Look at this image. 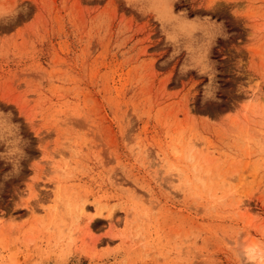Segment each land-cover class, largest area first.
I'll return each mask as SVG.
<instances>
[{
  "label": "rangeland",
  "instance_id": "obj_1",
  "mask_svg": "<svg viewBox=\"0 0 264 264\" xmlns=\"http://www.w3.org/2000/svg\"><path fill=\"white\" fill-rule=\"evenodd\" d=\"M0 264H264V0H0Z\"/></svg>",
  "mask_w": 264,
  "mask_h": 264
},
{
  "label": "bare ground",
  "instance_id": "obj_2",
  "mask_svg": "<svg viewBox=\"0 0 264 264\" xmlns=\"http://www.w3.org/2000/svg\"><path fill=\"white\" fill-rule=\"evenodd\" d=\"M82 210H83V209H82ZM247 250H248V252H249V256L253 257V255H252V253H253V251H254L253 247H252V248H248ZM250 252H251V253H250Z\"/></svg>",
  "mask_w": 264,
  "mask_h": 264
}]
</instances>
